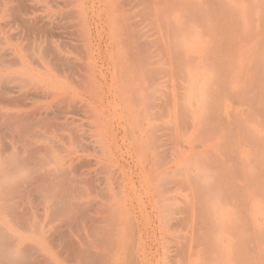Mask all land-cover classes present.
Masks as SVG:
<instances>
[{
  "label": "rangeland",
  "instance_id": "1",
  "mask_svg": "<svg viewBox=\"0 0 264 264\" xmlns=\"http://www.w3.org/2000/svg\"><path fill=\"white\" fill-rule=\"evenodd\" d=\"M69 199L104 264H264V0H0L3 255L63 264Z\"/></svg>",
  "mask_w": 264,
  "mask_h": 264
},
{
  "label": "bare ground",
  "instance_id": "2",
  "mask_svg": "<svg viewBox=\"0 0 264 264\" xmlns=\"http://www.w3.org/2000/svg\"><path fill=\"white\" fill-rule=\"evenodd\" d=\"M12 56V58H13V61H12V59H11V62L12 63H9V64H6V67H13V65L16 63V64H18L19 62L21 63V64H23V61H22V58H20L19 57V55H18V52L16 51L13 55H11ZM14 60H17V61H15L14 62ZM2 62H4V61H2ZM1 62V63H2ZM19 63V64H20ZM15 64V65H16ZM20 64V65H21ZM14 65V66H15ZM23 66V65H22ZM1 67L3 68V66L1 65ZM28 69V68H27ZM29 70V69H28ZM26 73H27V75H26V77L27 78H31V75L29 74L30 73V71H26ZM21 77V76H20ZM25 77V78H26ZM15 78V77H14ZM19 79V78H18ZM21 81V80H20ZM21 87V86H20ZM26 88V87H25ZM18 108V107H17ZM20 109V108H19ZM36 111V110H35ZM19 112V111H18ZM31 112H33V111H31ZM37 113H40V111L38 112V110L36 111ZM36 112H34L33 113V115H31L32 113H22V111L21 112H19V113H14V116H16L17 118H19V119H21V120H23V121H28L29 122V124H31V120H32V118L34 117V118H36L37 116L36 115H38V114H35ZM10 114V113H9ZM13 114V113H12ZM11 114V115H12ZM13 116V115H12ZM36 116V117H35ZM40 117H42V115L40 114ZM36 120H39V115H38V118L36 119ZM26 123V122H25ZM23 142L24 143H26V144H28L29 142H30V137L29 136H25L24 137V140H23ZM71 163V162H70ZM71 165V164H70ZM86 167V166H85ZM60 169V173H66L67 171L65 170L66 168H59ZM11 171V170H10ZM17 171H20V170H17ZM21 172V171H20ZM11 173H12V175L9 177L8 176V178H10V180L9 181H6L7 179V177L4 179V184L5 185H8L10 182H14L15 181V179H17V178H19V177H17V175L19 176V174H18V172H13V171H11ZM68 173V172H67ZM88 174V173H87ZM89 174H90V172H89ZM16 175V176H15ZM89 176H91V174L89 175ZM93 176V175H92ZM61 177V176H60ZM86 177V176H85ZM92 178V177H91ZM21 193V191H13V196L14 197H17V196H19V194ZM57 194V193H56ZM61 205V206H60ZM60 206V207H59ZM108 206V205H107ZM54 208H62V209H64V211H63V213H62V217L64 218V220L66 221V225L69 227V232L68 233H65L64 234V240L61 242V245H60V247H62L63 246V248H65L66 249V252H65V255H64V263L63 264H70V263H72L73 264V262L75 263V262H77L79 259L80 260H82V259H85L86 261L85 262H89V264L90 263H92V264H104L105 262H107L106 260V258L105 257H107L106 255H105V257H103V255H101V254H99V253H97V252H94L93 251V249H96V248H102V246H107V245H109L110 244V246L111 247H114V248H116L117 250H118V252L120 253L121 251H122V246H121V244H120V242H121V240L119 239L120 238V235H122V232H124L123 230H124V227H126L125 226V224H124V220H123V217L122 216H120V215H122L121 214V212L123 211V209H118V208H116V209H114L115 207H112L113 208V210H115V211H112V210H110V211H108V209H107V211L106 212H108L110 215H108V213H105L103 210V214L104 215H107V216H104L103 215V217L101 218V217H99V221L102 223V224H99L100 225V227H101V225H102V227H103V234H104V236H103V238L102 239H100V240H98V241H96V242H92L93 240H90V238L87 240L88 241V243H90V241H91V243L90 244H88L89 246H83V247H77L76 245H75V243L73 242V240H72V230H74L73 229V227L74 226H77L78 225V223L80 222H82V219L83 220H86L85 218H87L88 216H86V215H84L83 214V212H85V210H83V208H80L77 204H75V203H73V200L72 199H69L68 201H66V202H62V204L60 203V202H57V204L56 205H54L53 206ZM52 208V207H51ZM105 208V207H104ZM107 208V207H106ZM53 209V208H52ZM101 209V208H100ZM103 209V208H102ZM59 210V209H58ZM83 210V211H82ZM89 210V209H88ZM59 213V212H58ZM24 215L25 214H20V213H16V212H10V213H8V216L10 217V219L9 220H5V219H3V218H0V233L1 232H4V231H6V232H11V235L14 237V241L16 242V253H19V251H23L24 249H26V248H28V244H27V246H25V247H22V246H24V245H22V244H24V239L22 238V237H20L19 235H17L13 230H12V228H10V226H12V225H16V227L17 228H19L20 230L22 229V230H25V227H29L30 226V224H28L27 223V225H26V221H24L25 220V217H24ZM58 215H60V214H58ZM80 215V216H79ZM90 215V214H89ZM26 216V215H25ZM86 216V217H85ZM1 217V216H0ZM60 217V216H59ZM61 217V218H62ZM81 217V218H80ZM92 217V216H91ZM140 217V216H139ZM101 218V219H100ZM88 219V218H87ZM89 220V226H94V224H95V220H93V219H91V218H89L88 219ZM93 220V221H92ZM134 220V219H133ZM88 222V221H87ZM93 222V223H92ZM134 223H136V225H137V229H138V231H139V234H140V236L142 237L143 236V230H144V224L142 223V222H140V221H137V219H136V221L134 222ZM63 224V223H62ZM135 225V226H136ZM86 226V225H85ZM24 228V229H23ZM136 228H134V229H136ZM32 228H30L29 230H31ZM96 229H98L97 227H96ZM101 230H102V228H101ZM101 230H99L98 232L101 234ZM59 231V230H58ZM25 232V231H24ZM99 233H98V235H99ZM67 234H69V235H67ZM50 235V234H49ZM60 235V234H59ZM68 237H67V236ZM112 235V237H110ZM84 236V235H83ZM100 236V235H99ZM58 237V236H57ZM93 238V237H92ZM47 239V238H46ZM94 239V238H93ZM48 241H49V239H47ZM51 241H52V239H51ZM57 241V240H56ZM84 241V240H83ZM86 241V240H85ZM50 243V242H49ZM81 244V243H80ZM54 245V244H53ZM85 245H87V244H85ZM134 246H135V244H134ZM52 247V246H51ZM56 247V246H55ZM141 247V246H140ZM0 248H1V244H0ZM53 248H54V246H53ZM113 248V249H114ZM90 249V250H89ZM102 249H105L104 247L102 248ZM139 249V248H138ZM109 250H111V249H109ZM113 251V250H112ZM40 252V251H39ZM60 253H61V251H60ZM112 255H113V253H111ZM60 255V254H59ZM10 257H12V258H10ZM136 257V256H135ZM15 258H17V256L15 257ZM15 259H14V256L12 255V256H6L5 254L3 255V252L0 250V261L1 262H5L4 264H9L10 262L9 261H14ZM46 260V259H45ZM16 262L18 261V263L17 264H19V260L18 259H16L15 260ZM9 262V263H8ZM84 262V263H85ZM25 264L24 263V261L23 262H21V264ZM80 263V262H79ZM83 263V262H82ZM81 263V264H82ZM15 264V263H14ZM33 264H35V263H33ZM37 264V263H36Z\"/></svg>",
  "mask_w": 264,
  "mask_h": 264
},
{
  "label": "crops",
  "instance_id": "3",
  "mask_svg": "<svg viewBox=\"0 0 264 264\" xmlns=\"http://www.w3.org/2000/svg\"><path fill=\"white\" fill-rule=\"evenodd\" d=\"M5 263V262H4ZM3 262L0 261V264H4Z\"/></svg>",
  "mask_w": 264,
  "mask_h": 264
}]
</instances>
